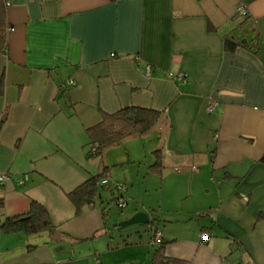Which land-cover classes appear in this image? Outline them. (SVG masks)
Returning <instances> with one entry per match:
<instances>
[{
	"label": "crops",
	"instance_id": "1",
	"mask_svg": "<svg viewBox=\"0 0 264 264\" xmlns=\"http://www.w3.org/2000/svg\"><path fill=\"white\" fill-rule=\"evenodd\" d=\"M9 1L0 221L35 201L55 231H0V264H153L156 231L165 257L184 264H264V0ZM128 107L163 113V124L89 154L88 131ZM146 139L145 192L154 181L176 192L150 205L127 186ZM105 169L113 185L77 214L69 195ZM115 183L135 202L130 218L150 216L149 234L114 235L104 198Z\"/></svg>",
	"mask_w": 264,
	"mask_h": 264
},
{
	"label": "trees",
	"instance_id": "2",
	"mask_svg": "<svg viewBox=\"0 0 264 264\" xmlns=\"http://www.w3.org/2000/svg\"><path fill=\"white\" fill-rule=\"evenodd\" d=\"M7 47L6 10L4 0H0V52H5ZM228 47L233 49L234 46L229 43ZM163 120V113L137 107H128L114 114H106L101 124L88 131L91 145L89 154L93 157H101L106 149L119 146L127 139L143 138L162 125ZM155 153L156 161L150 167V171L161 172L163 167L161 152L158 149ZM105 178H107L106 169L102 174L90 178L85 184L71 192L69 198L76 207L77 214H80L84 208L93 206L94 199L100 192V183ZM118 195L119 193L116 191V195H113L115 201ZM0 231L23 232L32 236L45 232L54 233L55 225L47 210L41 204L33 201L28 213L0 221ZM164 248V242L157 246L153 264H184L182 261L166 258Z\"/></svg>",
	"mask_w": 264,
	"mask_h": 264
},
{
	"label": "rangeland",
	"instance_id": "3",
	"mask_svg": "<svg viewBox=\"0 0 264 264\" xmlns=\"http://www.w3.org/2000/svg\"><path fill=\"white\" fill-rule=\"evenodd\" d=\"M136 141L134 144V147L136 149H138V153H139V159L136 160L137 162L133 164V166L131 164H129L128 166H130V168L128 169V174L131 176L132 178V182H127V186L128 189H132L133 192H135V194L137 196H141V199L144 201V203H146L147 205L150 204H156L158 203L161 199H163V202L166 201V196L167 199H173L176 194H174V189L170 188L167 189V191L162 193L160 186L158 187V184L154 181V183L150 184V188L148 192H145L146 188V182L143 179V175L145 172V167L149 164L148 162H146V158L145 155L147 153V151H149L150 148V141L149 140H145L143 142H138ZM117 156H115L116 158ZM100 159V158H99ZM132 166V167H131ZM141 168V169H140ZM118 174H122V171H119ZM151 182V179L149 178L148 183ZM133 186V188H132ZM103 192L104 189L101 188V194H104ZM176 193V192H175ZM174 196V197H173ZM108 198H104V202H105V208L107 210V216H108V224L111 230L114 231V235L115 236H124L126 237L127 235H131V236H135L138 234V232L141 231V233L143 234H149L151 231V227L147 226V225H134V226H130L127 227L125 229H120L119 225L126 221L127 219H130V215L132 213V211L135 209V202H131L130 200H128V205L127 207H125L123 210L118 208L115 204V200L114 197L110 194L107 196ZM115 201V202H114ZM179 202L178 200H176V203ZM164 204V203H162ZM144 213V212H143ZM165 213V212H164ZM146 230V231H143ZM147 232V233H145ZM149 232V233H148Z\"/></svg>",
	"mask_w": 264,
	"mask_h": 264
},
{
	"label": "built area",
	"instance_id": "4",
	"mask_svg": "<svg viewBox=\"0 0 264 264\" xmlns=\"http://www.w3.org/2000/svg\"><path fill=\"white\" fill-rule=\"evenodd\" d=\"M5 6L9 7L10 6V1L9 0H5ZM238 13L239 15L246 17L248 15L247 9L240 5L238 7ZM173 78H177L180 81L185 80V76L183 74H180L176 77L171 76ZM70 85L72 87H74L76 85L75 80H70L67 84H64L63 88H67V86ZM216 108V102H211L208 106V112L212 113L214 112ZM95 152V150L93 149V153ZM8 180V177L6 175H2L0 177V184H4L6 181ZM113 184L111 183V180L107 177L105 179H103L100 183L101 187H105V188H109L111 187ZM116 191L119 193L118 197L116 198V206L120 209H124L125 206L127 205V199L124 197V194L127 191V186L124 183H115L114 184ZM202 240L203 241H208L209 240V235L208 234H204L202 236ZM163 242L162 240V233L159 231H156L153 235V238L151 239V243L155 246H159L161 243ZM99 261H97L98 263ZM241 264V263H240Z\"/></svg>",
	"mask_w": 264,
	"mask_h": 264
},
{
	"label": "water",
	"instance_id": "5",
	"mask_svg": "<svg viewBox=\"0 0 264 264\" xmlns=\"http://www.w3.org/2000/svg\"><path fill=\"white\" fill-rule=\"evenodd\" d=\"M153 221L151 220L150 216L146 213L139 212L135 214L132 218L122 222L119 225L120 229H125L130 226L134 225H150Z\"/></svg>",
	"mask_w": 264,
	"mask_h": 264
}]
</instances>
